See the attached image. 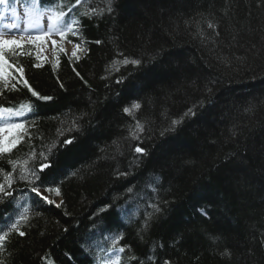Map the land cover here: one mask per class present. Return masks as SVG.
<instances>
[{
    "label": "trees",
    "instance_id": "trees-1",
    "mask_svg": "<svg viewBox=\"0 0 264 264\" xmlns=\"http://www.w3.org/2000/svg\"><path fill=\"white\" fill-rule=\"evenodd\" d=\"M59 3L78 36L6 52L0 107L25 115L0 156V262L264 264V0Z\"/></svg>",
    "mask_w": 264,
    "mask_h": 264
},
{
    "label": "snow or ice",
    "instance_id": "snow-or-ice-1",
    "mask_svg": "<svg viewBox=\"0 0 264 264\" xmlns=\"http://www.w3.org/2000/svg\"><path fill=\"white\" fill-rule=\"evenodd\" d=\"M8 3V0H0V5H6ZM35 3L36 0H34V7H33V11L37 17L36 22H34L33 24H31L29 27L31 28V30L33 32H36L37 34L35 36H29V42H33V41H43L45 37L47 36H51L52 34H59L61 39H65L66 34L67 33H72L74 36H78L79 33L74 29L73 25L77 23V21L75 20H70L65 18L66 17V13L62 10L58 11L57 9L60 7V3L59 0H48V5L45 8L44 7V3L43 0H40V6L39 8L35 7ZM76 3L79 4L80 0H76ZM109 3L111 4V0H109ZM110 12L113 11V9L111 8V6L108 9ZM46 13H50L47 15V21H48V26L47 28H43L41 27L39 21L41 18H43ZM28 15V14H26ZM84 15H88V13H84ZM63 18V19H62ZM209 27H212V25L210 24ZM24 32L29 31V28H24L23 29ZM12 34V30H5V29H0V79L4 78V68L5 66H8V60L6 59V52H10L13 55L16 54L15 50L22 48V44L19 40L13 38V39H5L4 37L6 35H11ZM71 42V41H69ZM53 45L56 44V41L52 42ZM75 47L77 49L80 48V44L77 43L75 45ZM82 50V49H81ZM61 51H64L63 48H61ZM77 55L76 51L72 52V56L75 57ZM124 64H133V65H138L140 63V61L138 60H128V59H124L122 61ZM19 71L21 72V74H23V68H20ZM24 84L27 85L28 81L24 80ZM8 85L5 84L4 87H7ZM12 88H15V85L12 86ZM31 91V89H29ZM32 96H36L39 99H50V97H40L38 95L37 92L32 91ZM26 111H31V107L29 105H24L22 106ZM141 105L139 103H134L131 106V109L126 107L124 109V112L127 114H131L132 109H140ZM191 111V110H190ZM24 113L21 111H13L11 108H7V109H0V156H2L4 153H8L11 152L12 148H14L16 146V144L19 142V134L16 130H20L23 129L24 125L21 123H16L13 122L12 118L13 117H17V116H21ZM179 123V121H173V124H177ZM136 131L140 132L143 131V127L139 124V122H137L136 125ZM7 132L9 135L5 136L4 133ZM133 138L138 139L136 132L132 133ZM64 143L66 144H71L72 140L68 139L65 140ZM135 152L139 153V154H145V150L142 147L137 146L135 148ZM13 169L16 168V162L9 160L8 161ZM26 163V162H25ZM50 167V165H48L47 163H44L41 165L40 170L43 171L45 168ZM23 174L21 175V179H27V173L29 172V169L24 168L22 170ZM31 175L36 176V172L34 170L31 171ZM13 175L11 173H7L4 175V180H5V184H7V186L10 188L12 181H13ZM37 179H39V177H36ZM34 183V181H33ZM5 184H0V193H3L4 196H11V192L7 191L5 188ZM32 192H34L38 197H41V199H47L46 197L41 196V191L38 187H32ZM56 194L59 195L60 193V189L59 188H55L54 189ZM45 191H53V189L49 188V189H45ZM0 202H4L2 200H0ZM48 203H53V201L51 200H47ZM25 211H27V209H25ZM158 211V209H157ZM203 215H207L206 211H202ZM26 218V217H21ZM18 223L19 221H14L12 222L9 231L11 232H18V234L23 237L25 235V233L23 231H19L18 228ZM8 239V232H4L3 234H0V249L5 247L6 241ZM125 249L123 247L119 248V252H124ZM226 255H228V253H225ZM0 264H2V262H0ZM111 264H120V257L116 256L114 260H111ZM165 264H168L167 261H165Z\"/></svg>",
    "mask_w": 264,
    "mask_h": 264
},
{
    "label": "rangeland",
    "instance_id": "rangeland-1",
    "mask_svg": "<svg viewBox=\"0 0 264 264\" xmlns=\"http://www.w3.org/2000/svg\"><path fill=\"white\" fill-rule=\"evenodd\" d=\"M13 15L14 14H10L7 11H0V29L12 30V34L6 35L4 38L9 40L15 38L19 40L21 44L29 42V36H35L37 34L36 32H33L29 27L31 24L36 22L37 17L30 20L26 17V14L24 12H21L20 14L15 13V16ZM47 15L48 14H46L39 21L41 27L45 29L48 26ZM24 28H29V31L24 32ZM53 41H56V44L59 43L60 38L58 37V34L54 33L51 36H47L43 41L32 42L37 46V54L40 60H44L46 57L51 56L54 53V45L52 43ZM67 48L70 52L74 50V47L71 44H68ZM4 135L7 136L9 134L5 132ZM41 194L43 197H46L47 200H52V197L49 195V193L41 191Z\"/></svg>",
    "mask_w": 264,
    "mask_h": 264
},
{
    "label": "bare ground",
    "instance_id": "bare-ground-1",
    "mask_svg": "<svg viewBox=\"0 0 264 264\" xmlns=\"http://www.w3.org/2000/svg\"><path fill=\"white\" fill-rule=\"evenodd\" d=\"M120 213H122V212H120Z\"/></svg>",
    "mask_w": 264,
    "mask_h": 264
}]
</instances>
